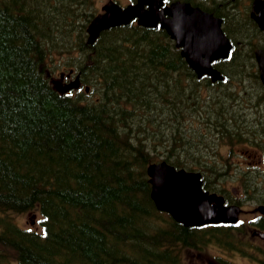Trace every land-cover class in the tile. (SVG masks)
Listing matches in <instances>:
<instances>
[{
    "label": "trees",
    "instance_id": "trees-1",
    "mask_svg": "<svg viewBox=\"0 0 264 264\" xmlns=\"http://www.w3.org/2000/svg\"><path fill=\"white\" fill-rule=\"evenodd\" d=\"M96 1L0 0V264H190L185 249L213 242L246 251L242 229L190 227L159 210L147 166L164 159L195 168L186 159L207 135L221 143L250 131L264 137V89L237 93V103L240 91L257 98L248 114L256 124L241 122L242 130L235 122L245 118L225 95L248 70L261 85L253 51L263 35L257 29L256 44L241 16L247 4L185 0L220 16L230 38L247 46L216 62L226 80L214 83L196 76L161 27L131 22L90 43ZM70 69L81 86L60 92L54 74ZM214 160L198 165L219 179ZM256 187L264 191V181ZM35 209L38 228L15 220Z\"/></svg>",
    "mask_w": 264,
    "mask_h": 264
},
{
    "label": "water",
    "instance_id": "water-1",
    "mask_svg": "<svg viewBox=\"0 0 264 264\" xmlns=\"http://www.w3.org/2000/svg\"><path fill=\"white\" fill-rule=\"evenodd\" d=\"M252 6L253 17L264 29V0H253ZM102 10L88 24L90 43L95 42L103 30L129 24L133 20L145 27L160 26L175 39L177 46L182 47L181 54L199 77L209 75L213 81L223 79L213 61L227 58L233 45L222 28V18L212 12L180 0L168 4L165 0H136L126 6L109 0ZM255 54L264 83V49H257ZM62 78L63 74L61 79L54 80L61 92L79 86V75L68 83H63ZM86 89L89 90V87ZM147 173L156 207L170 213L175 220L188 226L238 221L240 207L225 205L223 196L203 190L200 172L177 169L161 161L151 163ZM258 209L264 213V205Z\"/></svg>",
    "mask_w": 264,
    "mask_h": 264
},
{
    "label": "rangeland",
    "instance_id": "rangeland-1",
    "mask_svg": "<svg viewBox=\"0 0 264 264\" xmlns=\"http://www.w3.org/2000/svg\"><path fill=\"white\" fill-rule=\"evenodd\" d=\"M108 0H97L96 4L99 8L98 11H101V7L105 4ZM122 5L129 4L132 0H118ZM246 4L249 3V0H244ZM242 3V5H245ZM243 18H245V14H241ZM244 23V21H242ZM264 36V35H263ZM261 37L260 40L264 41V37ZM258 41L257 39L255 40ZM241 47V51L244 54L247 52L246 44L239 43ZM251 61H248V66H250ZM76 74V73H75ZM75 74L71 77L72 80L75 79ZM254 74L251 73V70H248L241 78H234L233 82L234 88L226 89L227 93L231 91L232 93L228 96L225 92V95L230 99H235L237 97V93L241 89H255L254 93L261 91V85H258L257 82L253 81L251 76ZM56 79H59L57 74H54ZM69 81V80H68ZM65 82V81H64ZM241 92V101L236 105L234 100L232 101V106L235 108L237 107V116L241 117L239 114H243L242 121L235 122L236 126L238 127L241 122L248 121L252 125L256 124V119L254 116H250V110H252L251 105L257 102V98L251 100L250 95H244V91ZM262 95V94H261ZM254 96V95H253ZM259 96V95H257ZM249 100L251 103H248ZM258 108L264 109V104H260ZM206 126L199 124V128L207 135ZM239 128L242 130L241 126ZM257 132H248L246 135H242L239 139H235L230 143L228 140L221 143L218 138H211L207 135V138L203 141H196L193 140V148L197 151V155L194 158L186 159L190 161L188 164L197 167L202 172H208V176L210 179H214V183L216 179L214 178V173H209L208 169L205 170L198 168L202 167V165H198L200 162L207 164L208 167H211V161L215 159L216 163L218 164L217 168L223 169L225 172L227 169L226 174L222 179V185L224 186V190H226V194L234 197L235 200H238V203L243 208V211L240 214L241 223L240 228L243 230L239 234V237L243 242H246L249 247V251H237V250H226L220 246H218L215 242L209 245H205L200 249L197 248H187L184 250V257L186 261L190 264H262L259 260L254 259L251 255H247L249 252H256V249L250 248V245L255 244L257 242L264 248V240L261 241L259 239H252L251 238V231H250V221L256 219L261 214L259 211L256 210V207L260 204V200H264V191L260 188L256 187L253 189L252 185L259 182L262 183L264 181V163L261 161V169L255 167L259 166L256 165V160H259L260 153L256 151L257 148L253 147L252 144L256 143L253 139V135ZM259 136V135H258ZM243 137V139H242ZM262 137V136H260ZM264 138V137H262ZM199 142V144L197 143ZM207 142V143H206ZM195 144H198L195 146ZM207 146V147H206ZM262 146L264 147V141ZM257 155V156H255ZM223 156V159L220 158ZM230 160L232 163H229ZM228 161V165H227ZM224 166H223V165ZM251 170H255L256 172H251ZM243 168H247L245 171ZM250 172V173H247ZM263 172V173H262ZM247 173V174H246ZM259 173L262 177H260V181H255L254 174ZM245 178V179H244ZM254 186V185H253ZM261 186V185H260ZM244 190H246L244 192ZM263 198V199H262ZM40 214L38 211L31 210L22 213H17L15 216V220L20 226L26 228H38L39 225ZM32 220L34 223L32 224ZM263 256V255H262ZM221 259H218V258Z\"/></svg>",
    "mask_w": 264,
    "mask_h": 264
},
{
    "label": "flooded vegetation",
    "instance_id": "flooded-vegetation-1",
    "mask_svg": "<svg viewBox=\"0 0 264 264\" xmlns=\"http://www.w3.org/2000/svg\"><path fill=\"white\" fill-rule=\"evenodd\" d=\"M241 10V14H245V18H243L244 19V21H245V23H246V25H248L249 26V28L250 29H254V36L256 37V39L259 41V39H258V35H257V29L260 31V35H264V29L263 28H261L259 25H258V23H257V21L255 20V18L253 17V14H255L254 12H253V9H252V5H250V6H247V7H244V8H241L240 9ZM264 37V36H263ZM255 39V40H256ZM258 41L257 42H255V43H258ZM238 43H242V41L241 40H239L238 41ZM243 44V43H242ZM240 45V44H239ZM264 47V46H263ZM239 52H241L242 53V51H241V47L240 46H238V50L236 51V54L238 55V53ZM243 54V53H242ZM255 59V58H254ZM66 79H68V77H65V80ZM255 156H257V155H255ZM260 161H262V159L260 158V160H256V163H258V162H260ZM263 220H264V217H263Z\"/></svg>",
    "mask_w": 264,
    "mask_h": 264
},
{
    "label": "bare ground",
    "instance_id": "bare-ground-1",
    "mask_svg": "<svg viewBox=\"0 0 264 264\" xmlns=\"http://www.w3.org/2000/svg\"><path fill=\"white\" fill-rule=\"evenodd\" d=\"M230 16V15H229ZM87 42V41H86ZM245 95V94H244ZM236 98V97H235Z\"/></svg>",
    "mask_w": 264,
    "mask_h": 264
}]
</instances>
